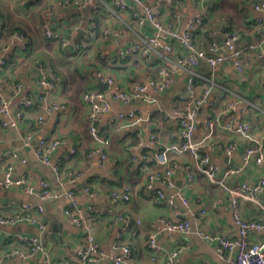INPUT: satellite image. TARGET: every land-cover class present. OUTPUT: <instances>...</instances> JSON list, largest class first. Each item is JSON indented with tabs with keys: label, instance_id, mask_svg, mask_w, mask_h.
Segmentation results:
<instances>
[{
	"label": "crops",
	"instance_id": "obj_1",
	"mask_svg": "<svg viewBox=\"0 0 264 264\" xmlns=\"http://www.w3.org/2000/svg\"><path fill=\"white\" fill-rule=\"evenodd\" d=\"M46 0H0V13L5 22L0 19V58H8L7 65L0 71V85L4 97L13 101V107H19V96L16 97L11 89L14 80H23L26 83L25 94L37 98L39 95V65L46 61L53 65L63 82L55 94L56 97L67 102L69 110L63 115L57 112L47 114L45 122L37 124V117L42 114L38 107L27 111L22 125L18 128L4 129L0 127V152L9 149L18 150L28 159L25 165L15 163V173L20 175L29 172L31 176L44 177L58 197L41 201L38 197L30 196L21 189L0 188V213L10 215L22 201L42 203L46 208L44 219L48 225L42 231L38 225L25 222L16 225L0 224V259L4 264H55L69 258L83 243L85 227L72 223L66 215L67 205L71 198L61 195L74 188L77 191L76 200L87 209L89 218L88 228L93 231L101 244L105 255L114 252L115 244L127 242L139 254V261H147L152 255L156 262L163 263L167 253L179 250V261L207 260L213 264H234L232 259L220 257L216 241L208 240L199 232L210 234H225L232 238L239 237L238 226L233 217L230 197L226 190L218 184H213L201 173L191 181L186 172V164L190 162V154L172 153L171 160L176 163L177 173L175 185L172 188L158 184L166 192L181 191L190 200L186 207L178 201L182 211V218L192 222L189 233L169 232L162 230L159 223L162 217L171 218L175 208L159 202L156 197L144 189V182L149 170L162 171V167L150 163L147 156L152 154L151 141L153 134L158 135L159 146L170 144L179 139V129L176 119L172 116L174 110L184 109L188 102L180 99L184 92L187 72L178 69L175 73V82L170 89L163 93H156L150 89L149 93L156 99L151 103H140L141 120L133 125L128 119L121 124L122 129L116 131L112 124V117L118 112H126L131 107L113 101L112 110L99 116L97 126L107 137L108 158L100 161L98 154L90 155L92 137L87 120V104L83 95L88 88L98 86L97 70H103L117 77L124 88H131L136 82H147L157 75L161 66L170 62L179 63L185 50L178 43L176 51L159 60L151 54V59L118 61L116 64L105 62L100 56L103 53L115 55L119 50L131 43L132 35L125 22L129 21L140 10L134 5L128 11H120L114 6V0H99L96 6L85 10L67 8L53 14V24L60 31L62 37H70L72 26L80 24L83 28L74 31L72 37L77 43H84L86 48L79 52L62 49L59 41H49L42 31L44 11L42 5ZM157 0H145L154 3ZM165 11L164 20L172 22L175 27L184 29L187 20L202 10L198 0H182L179 3L181 19L176 21L173 14L176 11L174 4L162 1ZM205 10L210 13L218 30L231 29L241 34V44L253 42L257 50L263 45L264 27L258 28L256 18L261 14L255 10L251 0H209L204 4ZM48 9V8H47ZM264 14V12H263ZM22 24L27 31L28 45L23 48L18 43H9L7 30L17 24ZM99 25L98 35L89 33L90 25ZM207 23L199 32L197 38L200 44L207 43L205 29ZM20 25V26H22ZM112 27L120 34L114 35L106 41L104 30ZM220 31H218L219 33ZM146 35H152V29L145 30ZM60 44V45H59ZM62 52V53H61ZM251 61L246 71L238 72L231 63H224L215 68L203 64L198 68L196 94H200L207 87L206 78L213 82V89L209 101L203 105L200 115V130L198 139L207 138L224 145L230 141L237 142V148L232 154L219 149L213 153V160L221 168L241 165L242 155L247 146V140L242 136L226 131L222 126L211 128L208 124L216 115L225 110V105L235 102V119L254 121V134H258L264 116V62L258 59L251 50ZM256 53V52H255ZM78 65H75V63ZM122 62V61H121ZM110 64V65H109ZM107 66L113 67L108 68ZM115 67V68H114ZM31 133L33 143L41 138H57L59 146L52 153L53 163L62 160L61 175L58 177L52 166L44 165L35 155L31 146H25L23 136ZM72 147L77 153L65 159ZM149 165L145 169V165ZM71 175H77L76 182H68ZM264 178V168L255 165L248 166L243 172L228 177L230 185L243 181H256ZM123 184H130L132 195L129 200L113 199L114 190ZM90 188V192L84 190ZM242 213L247 219H264V211L256 207L251 201L241 199ZM264 202V197H263ZM206 211V216L199 213ZM140 220V223H138ZM158 230V244L161 249L153 252L148 248V232ZM40 236L43 251L28 259H22L9 253L19 247L24 248L22 236ZM264 237V232H253L251 240ZM77 264H80L77 262ZM99 264H114L106 257Z\"/></svg>",
	"mask_w": 264,
	"mask_h": 264
},
{
	"label": "built area",
	"instance_id": "obj_2",
	"mask_svg": "<svg viewBox=\"0 0 264 264\" xmlns=\"http://www.w3.org/2000/svg\"><path fill=\"white\" fill-rule=\"evenodd\" d=\"M25 2L26 0H21ZM99 0H57L52 2L45 10L42 19V28L44 34L49 40L59 41L67 51L76 52L86 48L85 44H77L72 37L74 31L83 27L80 24L72 26L70 37H62L60 31L53 24L54 12L67 9L78 8L85 10L87 7L96 6ZM162 1L174 4L176 11L173 18L178 21L181 19L179 3L182 0H157L154 3H146L145 0H114V6L120 11H128L134 8V5L140 6V10L134 14L129 21L125 22L127 29L132 35L131 43L125 48L119 50L115 55L103 53L100 56L105 61H125L132 59H151V54L156 55L157 59H167V56L176 51L178 43L185 50V54L179 63L170 62L161 66L157 75L151 77L147 82H136L131 88H124L117 77L103 70L96 71V77L99 81L106 82V90L101 88L86 89L83 99L87 104V120L89 122L90 133L92 137V146L90 155L98 154L100 161L104 162L108 158L107 137L97 126L99 116L112 110L113 101L128 105L131 108L126 112H118L112 117L111 121L116 131L122 129V122L126 119L135 125L140 120L142 108L140 103H151L156 99L149 93L150 89L156 93L166 92L175 82V73L178 69L187 72L184 92L180 99L187 101L188 105L184 109L174 110L172 116L177 121L179 129V139L170 144L160 145L158 135L153 134L151 147L152 154L147 156L150 163H155L162 167V171L150 169L144 182V189L152 194L156 199L173 208L174 214L171 218L162 217L159 221L162 230L169 232L189 233L192 230V222L187 218H182V211L177 209L180 200L186 207L190 206V200L181 191L166 192L158 184L172 188L175 183L177 173L176 163L171 160V154H190V162L186 164V172L189 180L193 181L198 173L204 174L211 183L218 184L227 191L230 197V203L233 209V217L238 226L239 237L232 238L225 234H210L200 231L205 238L216 241L218 252L223 259H232L234 264H264V237L251 240L253 232H264V219H247L242 213L240 200L247 199L256 207L264 211V178L256 181H243L239 184L230 185L226 182L228 177L238 175L248 166H257L264 168V116L262 117L261 127L258 134H254V121L245 119L236 121L235 102L225 105V110L208 121L211 128L216 125L222 126L226 131L236 133L247 140V146L242 155V164L221 168L213 160V153L219 149L232 154L237 148L236 141H230L221 145L215 141H208L207 138L198 139L200 130V115L202 107L209 101L213 89L212 80L206 78L207 87L202 89L200 94H196V84L199 77L198 68L203 64L215 68L226 62L231 63L238 72L246 71L251 61V50L255 56L264 62V37L263 45L256 49L257 45L249 42L246 45L241 44V34L235 30L217 33L207 46L200 45L197 41L195 31L199 27L206 25L208 12L204 4L209 0H198L202 10L190 17L184 29H179L172 22L164 20L165 11ZM255 10L261 14L256 18L258 28L264 27V0H251ZM152 29V35H146V29ZM89 33L97 36L98 25H90ZM120 34L119 30L112 27H106L104 30L105 40H110L114 35ZM9 43H18L23 48L27 47V39L20 31H14L9 36ZM256 52V53H255ZM8 58H0V71L7 65ZM62 80L57 75L51 63L43 61L39 65V95L37 98L25 94L26 83L23 80H14L11 83V89L14 94L19 96V107H13V101L4 97V91L0 85V127L4 129L18 128L24 122L27 111L33 107H38L42 111L37 117V124L45 122L47 114L57 112L65 115L68 110L66 101L56 97L55 93L61 89ZM264 87V80H263ZM31 133L23 136L25 146H31L36 157L47 166H52L54 173L60 177L62 160L53 163L52 153L59 146L60 140L55 138H41L33 143ZM77 153V148L72 147L65 159ZM22 165L28 163V159L16 149H9L0 152V188L2 189H21L30 196L38 197L41 201H47L52 197H58L53 192L50 182L44 177H32L29 172L20 175L15 173V163ZM149 165H145L148 169ZM76 175H71L68 182L75 183ZM90 192L89 187L84 188ZM61 195L71 198L66 208V215L69 220L81 227H85V237L82 245L74 251L69 258H65L55 264H99L106 257L114 264H213L207 260L179 261V250H172L167 253L166 260L163 263L156 262V256L152 255L147 261H139V254L136 249L127 242H119L114 246L112 254L105 255L101 244L97 240L93 231L88 228V212L75 198L77 191L71 188ZM132 195L130 184H123L112 193L113 199L117 201L120 198L129 200ZM13 214L3 215L0 213V224L16 225L18 223H28L38 225L42 231L47 230L48 225L44 219L46 208L42 203L33 201H22L17 205ZM200 217L206 216V211L199 213ZM140 223V220H138ZM158 230L148 232V248L157 252L161 249L158 244ZM21 241L24 248H17L9 253L22 259H28L43 251L42 240L40 236H22ZM0 264H4V258L0 259Z\"/></svg>",
	"mask_w": 264,
	"mask_h": 264
},
{
	"label": "trees",
	"instance_id": "obj_3",
	"mask_svg": "<svg viewBox=\"0 0 264 264\" xmlns=\"http://www.w3.org/2000/svg\"><path fill=\"white\" fill-rule=\"evenodd\" d=\"M55 1H57V0H46L44 3V5H42L41 7H42V10L41 11H44V10H46L48 7H49V5L52 3V2H55ZM0 19L3 21V22H5V18H4V16L2 15V13H0ZM211 20H212V17H211V15H210V13H208V15H207V19H206V24L207 23H210L209 24V26H208V28L207 29H205V31H204V34L206 35V41H207V43L205 44V45H203V44H200L199 42V44L200 45H203V46H207L210 42H211V40L215 37V36H218V31H220L221 32V34L222 33H224V32H226V31H232L231 29H223V30H218L217 29V27L215 26V24H213L212 22H211ZM17 24H20V23H17ZM20 25H22V24H20ZM20 25H15V26H13V27H11V28H8V30H7V32H8V34H11L12 32H14V31H20V32H22L24 35H25V37H26V39H27V45H28V43H29V39H28V37H27V31H26V28L22 25V26H20ZM202 29H204V26L203 27H199L196 31H195V34H196V37L198 36V34H199V32H201L202 31ZM42 31H43V28H42ZM98 31H99V25H98ZM44 32V31H43ZM44 36H45V38H47L46 37V35L44 34ZM47 40H49L48 38H47ZM197 40H198V38H197ZM50 41V40H49ZM51 41H53V40H51ZM77 44H84V43H77ZM80 51V50H79ZM79 51H76V52H79ZM103 61H104V65L105 64H108V63H105V62H108V61H105V59H102ZM118 61H113V62H111V63H114V64H116ZM120 63H124V61H122V62H120ZM79 64V62L77 63H75V65H78ZM110 65V64H109ZM108 68H113V67H110V66H107ZM115 68V67H114ZM55 70V72L57 73V75L60 77V75H59V73L56 71V69H54ZM61 78V77H60ZM63 83V82H62Z\"/></svg>",
	"mask_w": 264,
	"mask_h": 264
},
{
	"label": "water",
	"instance_id": "obj_4",
	"mask_svg": "<svg viewBox=\"0 0 264 264\" xmlns=\"http://www.w3.org/2000/svg\"><path fill=\"white\" fill-rule=\"evenodd\" d=\"M98 86L103 89V90H106L107 87H108V84L106 82H102V81H99L98 82Z\"/></svg>",
	"mask_w": 264,
	"mask_h": 264
},
{
	"label": "rangeland",
	"instance_id": "obj_5",
	"mask_svg": "<svg viewBox=\"0 0 264 264\" xmlns=\"http://www.w3.org/2000/svg\"><path fill=\"white\" fill-rule=\"evenodd\" d=\"M60 45V44H59ZM62 47V46H61ZM62 49H63V47H62ZM63 51H64V49H63ZM62 53V52H61Z\"/></svg>",
	"mask_w": 264,
	"mask_h": 264
}]
</instances>
